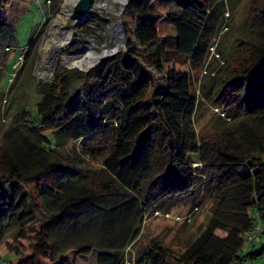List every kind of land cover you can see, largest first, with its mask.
Here are the masks:
<instances>
[{
	"label": "trees",
	"instance_id": "trees-1",
	"mask_svg": "<svg viewBox=\"0 0 264 264\" xmlns=\"http://www.w3.org/2000/svg\"><path fill=\"white\" fill-rule=\"evenodd\" d=\"M239 1L127 0L123 47L86 71L56 65L36 85L31 108L24 105L0 135V244L12 233L19 247L30 243L29 255L9 245L16 260L0 264L264 259V244H252L264 220V0H248L246 39L237 37L236 53L225 57ZM10 3L0 0V10ZM102 20L86 18L83 35ZM163 20L174 34L160 35ZM13 38L0 19V43ZM213 56L226 71L196 90L191 72L215 74ZM229 58L236 67L229 69ZM217 88L216 98H232L231 106L216 102L226 121L199 133L197 109ZM205 199L213 208L192 236L169 245L155 235L134 253L148 217L189 200L187 214Z\"/></svg>",
	"mask_w": 264,
	"mask_h": 264
},
{
	"label": "rangeland",
	"instance_id": "rangeland-1",
	"mask_svg": "<svg viewBox=\"0 0 264 264\" xmlns=\"http://www.w3.org/2000/svg\"><path fill=\"white\" fill-rule=\"evenodd\" d=\"M104 1L93 0L91 13L86 17L88 18L91 15L97 14L103 19L101 24L98 23L93 28V33L83 35L81 27H75L73 25L74 20L70 17L65 25L60 26L59 32L70 28V31L73 30L76 34L70 33V42L63 48V53H67L72 57L73 51H79V48L82 50L95 47L97 51H100L103 46L112 45L116 40L120 41L121 30L117 24L122 23L119 15L124 4L119 0H112L109 4H105ZM63 2L64 0H11L10 6L0 10V19L10 23L14 29V38L7 44H4V42L0 43V135L10 123L18 120V112L24 105H30L29 108H31V104L36 96V85L49 80L53 66H62L63 64L70 66L62 55H58L50 69L48 67L49 56L45 55L46 53L42 49L45 41L50 38L53 31L57 30V17H60L64 13L67 14V11L61 13ZM248 8L249 1L240 0L235 7L234 14L229 19V22L234 27V32L223 40L222 46L225 57L235 50L237 37L246 39L247 25L245 22H248ZM40 28L42 30L35 38ZM159 29L160 35L174 34L173 29L164 20L159 23ZM123 37L125 40V31ZM33 40L32 46L28 48ZM84 40H89L91 43H83ZM124 45L125 41L123 45L119 43L118 48ZM244 48H247V44H243L242 49H240L242 54L245 55L247 52ZM50 52L54 53V48H51ZM234 53L236 52L234 51ZM229 59L231 60L232 58ZM222 61L223 58L221 57L217 58L213 56L211 58L209 64L215 69V74H211L210 72L205 73V71L200 70L191 72L193 88L197 90L200 82H205L208 85L214 77H217L218 72L216 70L225 73L227 63L224 61L222 63ZM84 63L85 61H83ZM73 64L77 65L76 62ZM234 67H236V63L231 60L229 69ZM175 69L182 73L188 71L186 66H175ZM218 90L219 88L213 92V101L199 104L195 116V127L199 133L212 132L226 121V117H223L221 114V110L224 109L223 106L216 102L222 101L231 106L230 99L232 98L229 94L216 98V95L219 93ZM190 205L191 201L187 200L186 203L171 206L168 216L154 214L148 217L139 239L132 248L134 253H137L140 247L147 245L149 238L155 235L161 237L163 242L169 245H177L186 237L192 236L196 227L207 219L213 208V203L210 199H205L200 206L194 207L192 212L186 214ZM185 216L191 217V220L187 221V223L183 220ZM36 227L34 226L33 228ZM216 233L220 236L224 235L221 231H216ZM20 242L23 247H19V241H14L12 233L7 234L4 241L0 244V258L7 261L16 260V255L14 251L9 249V245L21 248L25 256L29 255L30 243L27 240ZM252 244L255 248H260L264 244V220L262 221L261 230L254 238ZM68 260H70V257H68ZM91 263V261L87 260H79L77 262V264ZM46 264L54 263L47 261ZM244 264H264V259Z\"/></svg>",
	"mask_w": 264,
	"mask_h": 264
},
{
	"label": "bare ground",
	"instance_id": "bare-ground-1",
	"mask_svg": "<svg viewBox=\"0 0 264 264\" xmlns=\"http://www.w3.org/2000/svg\"><path fill=\"white\" fill-rule=\"evenodd\" d=\"M74 0H65L62 5L61 13L67 11V14H61L60 17H57L56 24L58 23L57 30L53 31L50 38H48L42 46V49L46 53L45 55H51V65L56 61L58 55H62L66 62L70 65H74L73 63L76 62L77 66L86 68L91 66L99 57L109 53L114 48H118L119 41L116 40L114 44L103 46L100 51H97L95 47L82 49L79 48V51H73L72 57L69 56L67 53H63V48L69 44L70 42V28H67L66 31L59 32L58 29L61 28L60 26L65 25L68 19H73L74 22L76 19L73 18V14L70 10V5ZM112 0H105V4H109ZM123 2L124 0H119ZM70 17V18H69ZM73 22V23H74ZM63 30V29H62ZM51 48H54V53H51ZM55 55L54 57H52ZM46 58V56H45ZM83 61L85 63L83 64ZM56 65V64H55ZM66 65V64H65ZM52 71V69H51Z\"/></svg>",
	"mask_w": 264,
	"mask_h": 264
},
{
	"label": "water",
	"instance_id": "water-1",
	"mask_svg": "<svg viewBox=\"0 0 264 264\" xmlns=\"http://www.w3.org/2000/svg\"><path fill=\"white\" fill-rule=\"evenodd\" d=\"M64 2H65V0H64ZM126 2H127V0H124L121 3H123L125 5ZM92 7H93V0H74L71 3L70 10H71V13L73 14V18L76 19L75 22L73 23V25L75 27L79 26L84 21V19L91 13V8ZM117 26L121 30V39H120L119 43H121L123 45L124 44V41H125L124 40V37H123L124 36L123 24L122 23H118ZM71 32H72V34L76 35L73 30ZM85 42L91 43L89 40H84L83 43H85ZM116 51H117V48H114L109 53H107V54L99 57L91 66L86 67V68H83V67H80V66H77V65H70V66H68V65L63 64L62 66H64V67H70V68H78L80 70L86 71L88 68H91V67L95 66L101 59H103V58H105L107 56H110V55L114 54ZM48 63H49L48 64V67H50V69H51V55H49V57H48ZM55 69H56V67L53 66L52 67L51 74L49 76V80L53 77V75L55 73Z\"/></svg>",
	"mask_w": 264,
	"mask_h": 264
},
{
	"label": "built area",
	"instance_id": "built-area-1",
	"mask_svg": "<svg viewBox=\"0 0 264 264\" xmlns=\"http://www.w3.org/2000/svg\"><path fill=\"white\" fill-rule=\"evenodd\" d=\"M193 166H198V164H197V163H194ZM165 215L168 216V214H165ZM259 228H260V225L257 223V224L255 225V229H256V230H259ZM248 237H249V236H248Z\"/></svg>",
	"mask_w": 264,
	"mask_h": 264
},
{
	"label": "flooded vegetation",
	"instance_id": "flooded-vegetation-1",
	"mask_svg": "<svg viewBox=\"0 0 264 264\" xmlns=\"http://www.w3.org/2000/svg\"><path fill=\"white\" fill-rule=\"evenodd\" d=\"M87 49V48H86Z\"/></svg>",
	"mask_w": 264,
	"mask_h": 264
}]
</instances>
